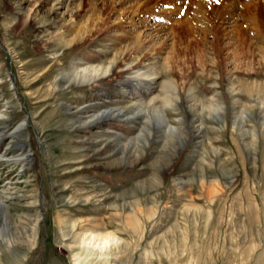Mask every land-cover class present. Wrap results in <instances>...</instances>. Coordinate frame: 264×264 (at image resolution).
<instances>
[{
    "label": "rangeland",
    "instance_id": "obj_1",
    "mask_svg": "<svg viewBox=\"0 0 264 264\" xmlns=\"http://www.w3.org/2000/svg\"><path fill=\"white\" fill-rule=\"evenodd\" d=\"M103 1L0 0V131L24 125L0 154L31 162L0 160V193L14 231L39 218L17 264H264V0ZM136 41L158 57L153 104L120 74L68 83ZM106 229L120 248L79 247Z\"/></svg>",
    "mask_w": 264,
    "mask_h": 264
},
{
    "label": "bare ground",
    "instance_id": "obj_2",
    "mask_svg": "<svg viewBox=\"0 0 264 264\" xmlns=\"http://www.w3.org/2000/svg\"><path fill=\"white\" fill-rule=\"evenodd\" d=\"M105 1L106 0H104L103 2ZM150 1L151 0H147L146 2L144 1L143 3L138 5H145ZM37 2L38 0H36V3ZM36 3L34 2V5ZM34 5L33 6L31 5L27 9L24 16L26 20H30L32 18L33 13L36 11ZM74 23H75V18L70 17L69 21L65 23L66 25H63L62 27L67 28V26L70 27ZM59 30H60L59 28H56L54 33L58 34L60 32ZM76 36L74 38L76 41L77 40L82 41V39L85 36H89V34H85L83 36L80 35L79 39ZM133 46L134 47L128 50H126L127 49L126 47V49L124 50H119L115 52L113 57L108 61H103L99 64L85 63L76 66L68 74V81H69L68 83L74 84V82L76 83V82H85V81H97L98 78L105 75L112 76V75L120 74V77L127 76L128 78L125 79L123 82H120L114 91H117L120 95L132 100L129 102L132 103L142 102L147 105L153 104V101H155L156 98L153 95L156 89L155 78L159 74V72H155L154 65L156 64L155 62L158 60V57L157 55L155 56L154 55L155 53H153L152 51L147 53L146 50L140 49L141 46L140 41L134 42ZM137 98H140V100L137 101L138 100ZM214 108L218 111V109H221V106L215 105ZM124 109H125L124 106H114L102 110H96L95 112H92L89 115H86L82 118L83 124L89 125L90 123L96 120L98 121L104 114L105 116L113 115L114 117L122 118L123 112L121 113V111ZM262 116H263V128H264V109L262 110ZM156 117L158 122L162 123V126H165V128L167 127L168 130L171 131L173 128L177 129V127H172L169 125L165 112L163 111L162 107L156 109ZM235 122L236 121H233L232 123L235 124ZM23 126H24L23 122H20L15 129L16 130L21 129ZM15 129L11 130V132L7 130L0 131V137L2 135L3 136L11 135V133L15 134L17 132L15 131ZM7 147L9 148V144L6 146V148ZM5 154H3V152L2 154H0V160H6L13 163L21 162L22 165L25 164L27 167L31 165V162L28 161L29 160L28 153L13 154L11 156H7ZM8 197L9 196L6 195L4 196L0 193V211H1L0 217H2L4 220V222L0 220V252L3 253L5 252L6 254L5 256H7L5 260L6 264H17L24 257L26 251L35 244L39 218L35 220V222L26 224L25 227L22 228L21 232L14 231L16 227H14V225L10 226L11 224H13L8 211V207L10 205L9 203L5 202L6 198ZM35 202L36 201L34 200L31 202V204ZM27 203L28 202H26V204ZM2 211H3V215H2ZM132 230L134 231L133 226H132ZM119 243H121V239L118 236H116L112 231L106 229V230H91L87 233H83L79 235L78 245L81 249L85 250L88 253H92V254L95 253L98 255L105 256L109 253L108 251L110 250L112 245H115L117 248H120ZM16 244H20L24 246L23 250L21 251L19 249L18 250L15 249ZM9 248L11 249L10 251ZM73 264H80L76 257L74 258Z\"/></svg>",
    "mask_w": 264,
    "mask_h": 264
}]
</instances>
